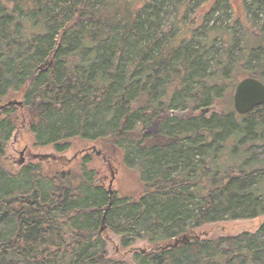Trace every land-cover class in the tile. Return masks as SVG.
Instances as JSON below:
<instances>
[{"label":"trees","instance_id":"trees-1","mask_svg":"<svg viewBox=\"0 0 264 264\" xmlns=\"http://www.w3.org/2000/svg\"><path fill=\"white\" fill-rule=\"evenodd\" d=\"M236 1L229 24L228 0H0V107L22 103L0 111V264H264V222L198 232L264 217V105L192 116L236 72L264 83V0ZM22 128L36 148L84 155L14 174L4 159ZM93 143L98 171H131L133 195L88 167ZM106 232L149 250L110 258Z\"/></svg>","mask_w":264,"mask_h":264},{"label":"rangeland","instance_id":"rangeland-1","mask_svg":"<svg viewBox=\"0 0 264 264\" xmlns=\"http://www.w3.org/2000/svg\"><path fill=\"white\" fill-rule=\"evenodd\" d=\"M235 12L234 16H231L230 14V20H228V23L230 24L233 19H240L241 18V11L238 9L239 7V1L236 0H228L229 5L231 6V3ZM210 3H214L213 1ZM203 6V5H202ZM201 6V7H202ZM210 5H206L203 7V11L205 13L209 12ZM231 12V9H229ZM238 10V11H237ZM202 14V13H201ZM186 20V22L192 20H195V15H190ZM199 21H202V17L197 18ZM213 23H210L209 26H211ZM255 62L251 64V67H253ZM250 67V68H251ZM245 77H241L237 75V72L234 74V78L232 79V86L235 87L237 82L239 80H242ZM231 86V87H232ZM234 91L230 89L226 95L222 98L221 101H215L214 106L211 107L209 110H198L194 113L193 111V117L194 115L201 114L203 116L207 115L208 118L212 114L220 113V110H222L226 106H230L231 110H233V104H232V93ZM220 107V110H219ZM204 111V112H203ZM177 118L184 119L183 116L185 114H188L186 111H179L177 110ZM190 117V114L188 118ZM192 118V117H190ZM93 146V147H91ZM91 147V148H90ZM90 147H87L86 155H89L90 157H94V161L91 164H88V167H93L94 169L98 171L95 164L101 165L98 160L101 161L102 152L101 148L97 145V143L90 144ZM90 148V149H89ZM78 149V150H77ZM81 149L76 148L73 152H68L65 154V157L63 155H57L52 152L50 148H36L34 147V144L27 133L24 134V128L18 130L13 138L9 142V146L6 150V156H5V164L6 168L11 171L12 173L16 174L20 167L25 166L29 163H41L42 167L44 169H50V165L52 163V167L55 166L54 163L58 162L60 163L61 160H57L58 158H62L63 163H74L78 164L79 161L82 159L84 154H80V156L76 157L74 154ZM57 159H56V157ZM64 157V158H63ZM22 160V163L20 164V161ZM51 167V168H52ZM72 167H76L75 165H72ZM117 169V170H115ZM114 171L113 178H110L112 174H108L105 176V171L101 170L98 171L99 173V179H102L103 185H108L110 181H112V185L109 187L111 188L112 192L116 193L119 196H131L134 194L136 187V181L133 177V174L131 171L125 170L123 167L116 166L112 169ZM264 222V217H261L259 219L254 220H230L228 222H223L214 226H206L201 229H198V232H204L205 239L206 240H216L225 236L229 237H235L239 234L243 233L244 231L252 232L254 233L257 229V226L260 223ZM223 226V227H222ZM191 236V235H189ZM103 239L106 241L107 244V255L110 258L124 260L125 262H131L133 259V253L137 254H145L147 250H149V247L144 242H136L133 245L126 247L125 249H122L120 247L119 236H116L110 232H106V235L103 236ZM166 244V243H165ZM132 250V254L129 255L128 251ZM142 250V253H141Z\"/></svg>","mask_w":264,"mask_h":264},{"label":"water","instance_id":"water-1","mask_svg":"<svg viewBox=\"0 0 264 264\" xmlns=\"http://www.w3.org/2000/svg\"><path fill=\"white\" fill-rule=\"evenodd\" d=\"M41 69V68H40ZM233 110L238 115H246L253 111L255 108L264 105V84L255 78H244L240 80L233 92L232 96ZM12 105L20 107L21 102H9L6 105L0 107V111L4 110ZM22 160L20 161V164ZM105 218V217H104ZM103 218V219H104ZM104 228L101 229L102 232ZM192 238V237H191ZM184 241L189 242L190 238L185 236L181 239H176L174 244H170L169 248L177 247L179 244H183Z\"/></svg>","mask_w":264,"mask_h":264},{"label":"bare ground","instance_id":"bare-ground-1","mask_svg":"<svg viewBox=\"0 0 264 264\" xmlns=\"http://www.w3.org/2000/svg\"><path fill=\"white\" fill-rule=\"evenodd\" d=\"M223 227V226H222Z\"/></svg>","mask_w":264,"mask_h":264}]
</instances>
